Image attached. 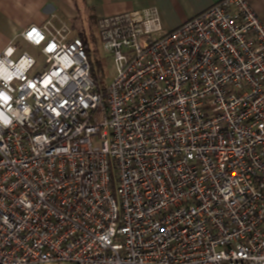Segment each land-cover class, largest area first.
Masks as SVG:
<instances>
[{"label":"built area","instance_id":"2783aa9c","mask_svg":"<svg viewBox=\"0 0 264 264\" xmlns=\"http://www.w3.org/2000/svg\"><path fill=\"white\" fill-rule=\"evenodd\" d=\"M0 53V264H264V25L220 0L175 29L97 21Z\"/></svg>","mask_w":264,"mask_h":264},{"label":"crops","instance_id":"0c3cea01","mask_svg":"<svg viewBox=\"0 0 264 264\" xmlns=\"http://www.w3.org/2000/svg\"><path fill=\"white\" fill-rule=\"evenodd\" d=\"M218 1L220 0H0V53L11 43L19 46L20 51H25L23 44L27 43L22 40L21 33L30 26L43 27L48 21L56 28L65 25L70 28L72 36L80 37L89 33L90 22L96 28L97 21L101 18L154 7L158 10L164 28L172 30ZM246 1L264 25V0ZM27 45L39 52L38 48Z\"/></svg>","mask_w":264,"mask_h":264},{"label":"rangeland","instance_id":"374dc122","mask_svg":"<svg viewBox=\"0 0 264 264\" xmlns=\"http://www.w3.org/2000/svg\"><path fill=\"white\" fill-rule=\"evenodd\" d=\"M88 35V49L90 59L93 63V67L96 75L101 80V85H109L114 76L116 75V67L113 59L110 55L102 48L101 40L97 35V30L93 22H90ZM23 50L30 52L35 56L37 60L36 70L42 69L43 58L39 55L38 51H35L32 47L27 44H23Z\"/></svg>","mask_w":264,"mask_h":264},{"label":"trees","instance_id":"16d2710c","mask_svg":"<svg viewBox=\"0 0 264 264\" xmlns=\"http://www.w3.org/2000/svg\"><path fill=\"white\" fill-rule=\"evenodd\" d=\"M93 21V19H92ZM82 38V40L84 41V44L86 46V49L87 51L89 52V49H88V35H86L85 33L83 35L80 36ZM89 54V53H88ZM89 57H90V54H89ZM90 62H91V72H92V75L93 77L95 78V81L98 85H101V80L99 79V77L96 75L95 73V70H94V67H93V63L90 59Z\"/></svg>","mask_w":264,"mask_h":264}]
</instances>
